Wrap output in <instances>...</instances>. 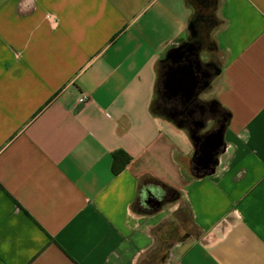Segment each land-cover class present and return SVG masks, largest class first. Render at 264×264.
I'll list each match as a JSON object with an SVG mask.
<instances>
[{"label": "crops", "instance_id": "0c3cea01", "mask_svg": "<svg viewBox=\"0 0 264 264\" xmlns=\"http://www.w3.org/2000/svg\"><path fill=\"white\" fill-rule=\"evenodd\" d=\"M209 2L215 73L186 96L226 122L204 165L158 106L196 76L186 0H0V264H170L185 219L172 264H264V0Z\"/></svg>", "mask_w": 264, "mask_h": 264}, {"label": "flooded vegetation", "instance_id": "af4514ba", "mask_svg": "<svg viewBox=\"0 0 264 264\" xmlns=\"http://www.w3.org/2000/svg\"><path fill=\"white\" fill-rule=\"evenodd\" d=\"M201 4L202 9L198 11L193 17L192 22L195 25V32L189 40V45L193 46V56L191 61L182 64V69L192 66L194 72V81L190 76H175L174 80H169L170 76H163L161 82L162 101H158V106L164 108H175L178 110L177 120L185 124L191 133H196L199 136L197 143V155L203 154V142L207 136L213 135L222 127L226 122V113L218 105L213 102L203 101L198 98L187 99L186 92L192 85L193 91L201 90L205 83L206 78H210L215 73V64L212 60L198 61L196 55L203 48L211 46L208 40V30L214 24L215 20L209 16L205 11V7L209 5L208 0H196ZM177 69V68H176ZM188 69H186L187 71ZM184 74V72H182ZM186 73V72H185ZM193 74V75H194ZM177 77L180 80L176 79ZM175 93V95H173ZM178 94V95H176ZM169 103V105H165ZM164 104V105H163ZM221 144L216 147L211 153H218L221 149ZM214 158V157H213Z\"/></svg>", "mask_w": 264, "mask_h": 264}, {"label": "rangeland", "instance_id": "374dc122", "mask_svg": "<svg viewBox=\"0 0 264 264\" xmlns=\"http://www.w3.org/2000/svg\"><path fill=\"white\" fill-rule=\"evenodd\" d=\"M187 1L191 7V11H195L196 9H199V8L202 9L201 4H199L195 0H187ZM213 4L214 2H209V5L205 9V11L212 12ZM212 19L214 18L212 17ZM183 213L185 214V209H182V214ZM181 226L180 225L178 227L170 226L169 231H168V239L158 240L159 249H161L160 255L166 253L165 258L170 264L174 263V260L177 257V254L180 248L183 245H186L187 243H189L192 237H194L197 234L196 230L189 225V222L187 219H185V221L182 223ZM174 243H178V244L175 245Z\"/></svg>", "mask_w": 264, "mask_h": 264}, {"label": "water", "instance_id": "95a60500", "mask_svg": "<svg viewBox=\"0 0 264 264\" xmlns=\"http://www.w3.org/2000/svg\"><path fill=\"white\" fill-rule=\"evenodd\" d=\"M195 25L194 23L191 21L190 22V28L192 30V32L194 33L195 29H194ZM192 78V80L194 81L195 79V76H190ZM193 86V85H192ZM190 87L189 88V94L193 93V87ZM223 130H224V127H222L220 130H218L216 133H214L213 135L210 136H207L205 141L203 142V154L199 156V159L201 161V163H203L204 165H206V163L208 162H213L215 163L216 162V159H217V154H214V153H211L212 150H214L216 147H218L221 143H222V137H223ZM192 140H194V149H195V152H196V148H197V141L199 139V136L198 134H196L195 132L194 133H191L190 134ZM214 157V158H213Z\"/></svg>", "mask_w": 264, "mask_h": 264}, {"label": "trees", "instance_id": "16d2710c", "mask_svg": "<svg viewBox=\"0 0 264 264\" xmlns=\"http://www.w3.org/2000/svg\"><path fill=\"white\" fill-rule=\"evenodd\" d=\"M196 1V0H195ZM186 2L188 3V1L186 0ZM197 2V1H196ZM209 2V0H208ZM199 3V2H198ZM200 4V3H199ZM189 5V3H188ZM190 6V5H189ZM208 6V5H207ZM207 6L205 7V9L207 8ZM191 8V7H190ZM200 11V8L199 9H196L195 11H192V16H191V21L193 20V17L195 16V14ZM210 14V13H208ZM210 16V15H209ZM129 161V156L128 154H126L124 151L122 150H118V151H115L113 154H112V166H111V169H112V172L113 173H117L119 172L125 165L126 163Z\"/></svg>", "mask_w": 264, "mask_h": 264}, {"label": "built area", "instance_id": "2783aa9c", "mask_svg": "<svg viewBox=\"0 0 264 264\" xmlns=\"http://www.w3.org/2000/svg\"><path fill=\"white\" fill-rule=\"evenodd\" d=\"M46 19L48 20V21H52L53 20V17L52 16H50V15H47L46 16ZM88 99H89V95L88 94H81L79 97H78V102H80V103H84V102H86V101H88Z\"/></svg>", "mask_w": 264, "mask_h": 264}]
</instances>
